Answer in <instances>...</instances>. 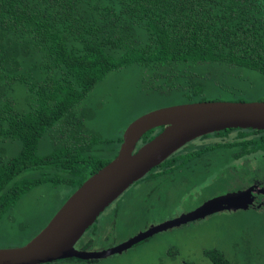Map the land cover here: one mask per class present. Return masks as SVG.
<instances>
[{
	"label": "trees",
	"instance_id": "trees-1",
	"mask_svg": "<svg viewBox=\"0 0 264 264\" xmlns=\"http://www.w3.org/2000/svg\"><path fill=\"white\" fill-rule=\"evenodd\" d=\"M121 71L134 75L136 91L147 99L169 100L162 106L264 100L257 98L264 96V0H0V238L7 241L0 247L26 242L115 155L123 128L108 144L92 139L93 152L84 129L90 113L76 105ZM158 129L144 132L136 145ZM262 142L254 144L264 148ZM44 185L64 194L33 192ZM42 194L45 199H34ZM203 196L205 189L193 200ZM26 199L30 212L19 218L17 204ZM48 199H57L49 214L41 212ZM260 218L243 217L253 232L239 237L240 248L230 244L237 238L228 242L232 259L219 246L202 255L211 264H248L264 254ZM235 231L231 236L238 237Z\"/></svg>",
	"mask_w": 264,
	"mask_h": 264
},
{
	"label": "water",
	"instance_id": "water-1",
	"mask_svg": "<svg viewBox=\"0 0 264 264\" xmlns=\"http://www.w3.org/2000/svg\"><path fill=\"white\" fill-rule=\"evenodd\" d=\"M158 126L162 127L158 133L136 147L144 132ZM225 128L264 131V100L175 103L139 114L122 129L115 155L88 175L36 234L21 245L0 247V264H39L66 257L102 258L120 253L166 228L178 227L222 210L244 208L243 193L229 192L211 197L190 211L138 231L115 246L100 251L73 247L104 208L131 183L188 140Z\"/></svg>",
	"mask_w": 264,
	"mask_h": 264
},
{
	"label": "flooded vegetation",
	"instance_id": "flooded-vegetation-1",
	"mask_svg": "<svg viewBox=\"0 0 264 264\" xmlns=\"http://www.w3.org/2000/svg\"><path fill=\"white\" fill-rule=\"evenodd\" d=\"M156 128H159V132L162 127ZM236 130L241 129L213 130L180 145L157 164L153 175L146 173L138 179V201L130 202L128 212L119 208V200L115 199L96 217L90 232L82 234L73 247L77 250L100 251L115 246L138 231L190 211L211 197L229 192L243 193L245 206L222 212L245 211L264 217V148L254 144L256 141H263L264 145V136L262 130H241L248 133L246 136L240 135ZM204 189L205 196L194 201V196L200 195ZM177 191L180 197L176 195ZM34 199H45V195ZM185 201L187 203L183 204ZM128 213L130 214L126 218L134 225L133 230L123 229L124 232H117L118 235L114 238L117 227L127 226L128 222H122V218ZM149 216L157 219L149 220ZM202 219L156 232L132 244L130 248L157 234L182 229ZM114 254L102 258L80 259L81 261L79 258L66 257L39 264H94Z\"/></svg>",
	"mask_w": 264,
	"mask_h": 264
},
{
	"label": "rangeland",
	"instance_id": "rangeland-1",
	"mask_svg": "<svg viewBox=\"0 0 264 264\" xmlns=\"http://www.w3.org/2000/svg\"><path fill=\"white\" fill-rule=\"evenodd\" d=\"M134 82V75L128 71L110 73L92 88V91L89 95L87 94L88 97L83 102L76 105L77 109H85L90 113V117L84 123V129L88 141H92L91 147H93V152H97L96 147L98 146V144L93 141L95 138L100 141L101 144H108V139H113L115 135H118L120 130L125 127L133 116L141 111H149L160 107L162 103L169 101L167 99L158 98L147 99L148 95L136 91ZM258 91L259 89L254 91V94ZM263 97L264 96L261 95L257 96V98ZM66 136H68V133ZM45 146L46 147H38V152L42 153V151H47L49 147L48 145ZM16 150L17 147L8 148L9 153H13ZM64 191L65 189L61 187L44 185L36 187L33 192L54 193L61 196L64 194ZM138 191V185H132L120 199L117 197L119 200L118 207L128 212L130 209V202L132 198L137 195ZM57 199H54L55 201L48 199L46 207L42 208L41 212L49 214L52 207L56 204ZM183 204L185 203L183 202ZM28 208H31L30 199H26L17 204L15 213L19 218H23L24 214L30 212ZM241 212L245 211L225 213L220 211L213 213L202 220L186 225L182 229L176 228L171 231L157 234L134 247L124 250L125 252L123 251L121 254H114L112 257H108L94 264H211L210 261L202 255V251L215 246H219L224 255L232 259L228 242L237 238V240L231 241L230 244L235 242L232 245L240 248V240L243 238V234L247 235L249 238L250 234L253 232V230L246 226V223L249 224L251 219H248L249 221L243 219L244 216L251 215V213ZM48 214H43L41 216V221L45 220ZM129 214L130 213L123 216L122 222H128L126 217ZM147 219L155 220L157 218L149 216ZM258 222L257 225L263 223L260 226L262 227L261 231L264 232V220L260 218ZM93 224L94 222L83 234H88L93 228ZM135 224H138V222ZM253 227L257 230L256 225ZM133 228L134 225H131L129 222L125 228L122 226L118 229L117 227L114 238L119 232H124L123 229L133 230ZM234 229L237 230L235 232L238 233V237L234 235L231 236ZM240 236L241 239L239 240ZM6 242L5 239L0 238V244ZM92 243L94 244V241ZM2 246L8 247L12 245L4 244ZM263 255L264 254H261L260 251L259 257L251 259L248 264H259L264 257Z\"/></svg>",
	"mask_w": 264,
	"mask_h": 264
}]
</instances>
